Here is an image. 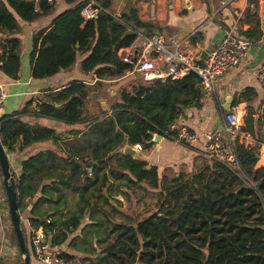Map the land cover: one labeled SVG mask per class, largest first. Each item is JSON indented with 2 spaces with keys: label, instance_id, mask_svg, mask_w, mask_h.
Here are the masks:
<instances>
[{
  "label": "trees",
  "instance_id": "trees-1",
  "mask_svg": "<svg viewBox=\"0 0 264 264\" xmlns=\"http://www.w3.org/2000/svg\"><path fill=\"white\" fill-rule=\"evenodd\" d=\"M65 1L78 6L34 38L33 78L54 77L72 68L80 55H88L81 70L93 72L100 85L131 72L120 60L119 51L132 47L140 31H152V24L142 21L135 9L114 14L110 11L113 0H96L105 12L98 20L86 22L80 13L84 0ZM259 1L249 0L254 9L245 15L251 26V30L242 34L245 41L261 39ZM53 8L50 0H0V35L13 36L5 40L0 56V71L8 78L16 80L21 71V44L15 37L20 31L17 18L33 22L50 14ZM90 92L87 85L75 83L48 95L37 106V115L67 125L87 123L84 109ZM203 97L201 80L195 74L177 81L139 85L132 91L121 90L119 102L110 111L106 109L88 121L90 127L82 136L80 147L74 145L73 152L66 155L48 150L22 162L16 181L20 214L40 192L42 197L31 212L30 223L33 228L44 226L56 246L63 245L72 233L79 231L87 216L93 225L81 231L83 236L89 228L110 224L104 232L114 241L89 264H136L141 250V264H264V167H259L258 158L264 146V110L256 130L255 113L248 108L244 131L253 135L256 144L235 146L239 170L207 160L197 173L160 178L157 167L122 152L127 145L151 149L155 135L173 138L171 126L186 109L202 108ZM0 138L7 154L35 142L51 140L58 145L62 140L54 130L24 124L16 116L0 122ZM74 158L79 159L83 168L71 163ZM87 164L93 166L92 176L84 168ZM114 183L118 189L141 191H147L143 188L146 184L158 191L163 208L137 223L125 214H120L122 223H113L102 205L113 202L109 190ZM65 189L79 196L77 209L64 218L48 216L50 212L60 213ZM44 203L55 207L41 212ZM101 211L106 215L104 220L98 216ZM46 216L53 218L50 225L42 220ZM23 233L34 258L31 235H27L24 226ZM95 234L99 243L109 239L101 237L99 230ZM13 238L18 248L14 230ZM62 259L66 264H76L69 256ZM21 262L24 264L22 256ZM0 264H4L1 258Z\"/></svg>",
  "mask_w": 264,
  "mask_h": 264
},
{
  "label": "crops",
  "instance_id": "crops-1",
  "mask_svg": "<svg viewBox=\"0 0 264 264\" xmlns=\"http://www.w3.org/2000/svg\"><path fill=\"white\" fill-rule=\"evenodd\" d=\"M37 1V0H36ZM54 4L53 11L45 16L36 19L33 22H24L18 19L20 31L15 35L20 40L21 48L19 56L21 59V71L16 80L8 78L0 71V83L4 85L7 100L3 111L0 114V122L5 118L16 116L21 122L30 126H39L54 130L62 137L56 145L53 141L35 142L25 146L23 150L8 154L11 166L18 176L21 175L22 162L38 153L48 150L55 151L61 155L73 152L74 145L80 147L82 136L90 127L88 121L97 118L104 110H111L109 101L106 97H100V110L95 112L93 105L84 109V117L87 123H78L67 125L52 119L38 117V105H42L47 100V96L69 88L75 83H82L89 88L96 86L100 92L109 95L110 100L115 103L119 102L121 90L132 91L139 85L151 86L154 83L145 82L139 74L127 73L123 78L102 81L110 84L109 87L102 88L94 73H84L81 70L82 62L88 55H80L76 64L68 69L60 71L56 76L36 80L33 78L34 61L32 53L34 50L35 36L45 29H50L54 20L70 10H75L78 3L68 4L65 0H50ZM262 36L259 41H245L243 33L251 30V26L246 22V12L252 11L249 0H113L110 11L116 15L128 13L129 10L135 9L142 21L152 24L153 29L150 32L140 31L143 35L158 34L166 44L173 42L183 44V47L191 52L196 59H200L204 54H208L214 48L221 44L228 34H233L245 42L249 47L246 48L248 56L245 62L234 72L226 74L214 82L215 92L210 96H204L201 103L202 108H189L184 111V115L177 122L199 137L196 145H180L173 138H165L155 135L153 138V147L149 150L143 149L142 146H133L137 154L133 159H139L148 163L150 167H157L159 177H171L179 173H186L200 170L199 163L201 159L207 160L203 156L204 136L216 130H221L225 126L226 116L229 112H236L240 118L243 130H245V119L248 115V108L255 113L254 117L263 115V87L259 82V73L264 70V0L259 1ZM10 34L0 35V56L3 53L2 45L7 38H12ZM194 40V43L192 41ZM141 42L136 41L133 46L140 47ZM204 60V59H202ZM2 65L0 64V67ZM94 91H92L93 93ZM91 93V94H92ZM98 98V92H95ZM89 107V109H88ZM249 133V132H248ZM253 137V135H252ZM75 144H74V143ZM256 140L245 145L254 147ZM139 146V147H138ZM19 145L17 146V148ZM124 151V150H123ZM122 151V152H123ZM259 167H264V146L261 149ZM186 171V172H185ZM1 186V185H0ZM147 190V185L143 184ZM2 189V188H1ZM4 190V188H3ZM138 189H118L114 183L111 185L109 194L113 200H118V196L130 193ZM140 191V190H139ZM148 191V190H147ZM146 192V191H145ZM157 191H154L156 193ZM107 193V192H106ZM152 193V192H149ZM125 196V195H124ZM42 197L39 192L37 197L29 204L27 208L28 217L23 218V226L30 237L32 226L30 219L32 210L37 201ZM79 196L74 195L71 191L64 190V201L60 208V213L56 217H67L68 213L74 212L79 205ZM8 205L5 192L3 198L0 197V258L4 264L10 261L6 257V251L13 246L7 238L9 229L4 221L8 219L10 223V214L7 213ZM54 205L44 203L40 206V211L44 212ZM53 212L49 214L52 215ZM48 215V216H50ZM47 219H53L51 217ZM55 218V217H54ZM44 220V219H43ZM93 225L91 219L87 216L79 231L70 235L69 239L61 246H56L62 256L66 255L80 260L82 264H89L90 261L97 259L112 241L99 243L98 238L93 242V252L95 256L87 258L80 252L79 241L83 240L81 231L85 227ZM99 230L102 235V229H88L87 234L96 236ZM105 228L103 229V233ZM57 233L54 231V234ZM52 238V237H51ZM105 238V237H103ZM110 239V238H109ZM78 243V244H77ZM72 248H77L73 253ZM19 252V251H18ZM9 255V254H8ZM17 264V263H13ZM33 264H41L36 261ZM76 264H79L78 262Z\"/></svg>",
  "mask_w": 264,
  "mask_h": 264
},
{
  "label": "built area",
  "instance_id": "built-area-1",
  "mask_svg": "<svg viewBox=\"0 0 264 264\" xmlns=\"http://www.w3.org/2000/svg\"><path fill=\"white\" fill-rule=\"evenodd\" d=\"M104 12L101 4L96 0H84L80 7L81 17L86 22L98 20ZM137 41L141 42L139 48L132 46L119 51L120 60L131 68L132 74H139L148 83L177 81L195 74L201 80L204 96L212 95L215 92V80L236 71L248 56L245 48L248 43L233 34H228L221 44L201 61L185 49L183 44L176 42L166 44L158 34L140 33ZM258 79L263 87L262 109L264 110V70L259 73ZM7 98L5 87L0 83V114ZM225 121L223 129L205 134L203 156L209 161H218L233 170H239L235 146L237 144L245 146L253 141V137L243 130L242 122L236 112H229ZM171 132L175 134L173 140L180 145H196L199 142L197 134L178 123L171 126ZM76 160L79 162L78 158ZM84 168L88 175L92 176L93 166L87 164ZM3 194L0 186V197L3 198ZM46 224L50 225L51 220L48 219ZM30 235L32 253L36 262L66 264L62 259L61 251L53 245L52 234L44 226L32 228Z\"/></svg>",
  "mask_w": 264,
  "mask_h": 264
},
{
  "label": "rangeland",
  "instance_id": "rangeland-1",
  "mask_svg": "<svg viewBox=\"0 0 264 264\" xmlns=\"http://www.w3.org/2000/svg\"><path fill=\"white\" fill-rule=\"evenodd\" d=\"M96 86L91 88V92H90V96H89V100H88V106L93 105L92 107L95 108V112L100 110V100H101L100 97H102V96L108 98L107 100L109 101V107L113 106V102L110 100L109 95L104 94V90H103V93L100 92L101 88L98 89ZM109 86H110V84H106V83L102 82V88L109 87ZM92 91H94V92L92 93ZM95 92H98V94H99L98 98H97V95L95 94ZM88 109H89V107H88ZM206 162H207V160H205L204 158L201 159V161L199 163L200 167L204 166V164H206ZM12 169H13V166H12ZM13 171H14V169H13ZM192 173H197V171L192 172ZM185 174L191 175L189 172H186ZM175 176H177V175H172L171 177L169 176V178H173ZM0 185H1V188L3 190V179H2V177L0 178ZM147 190L148 191H146V192L141 191V190L140 191L138 190V192H137V190H133L130 193L124 194L125 196L120 195V196H118V200H121V201L113 200L111 205H104L103 204L102 205L103 209L107 212L108 215H110V217H111L110 219L113 223L120 224L124 221V219L122 217H120V214H125L127 216H130L131 218H133L135 220V222H137V221L139 222L140 220H142L144 218H147V217H149L155 213H158L163 208V204H160L158 201V199H159L158 191L156 193H154V190H152L148 186H147ZM3 192H4V190H3ZM149 192H152V193H149ZM166 204H168V202H166ZM6 207H7V213H9V206L7 204H6ZM27 213H28L27 210L22 211L21 217H23V218L28 217ZM56 215H58V214L50 215V216H56ZM68 215H69V213H68ZM98 216L102 220H104L106 218V215L103 214V211H101ZM45 218H44V220L42 219L44 222H46ZM9 221H10V223L8 222V219H7L6 221H4V223L9 228L7 230V236H8L7 238L11 241V244L13 246V248H12L13 251H11V246H10V248L6 251V254H7L6 257H4V256H1V257L2 258H9L10 261H6L7 264H13V263L22 264L21 256L18 252V248L16 247L15 243L13 242L14 238H13V227L11 224V219ZM105 227H110V224H107ZM105 227L100 228V229H102L101 237H107V235L103 233V229ZM90 229H94V228H90ZM107 238H110V239H108L109 241L113 240L112 239L113 237H111V236L107 237ZM96 239H97V237L95 235L92 236L91 234L88 233L87 235H85L83 237L82 241H79V244L77 243L78 244L77 246L79 247L80 252H82L87 258L95 256V253L93 252V242L96 241ZM76 249L77 248H72L73 253H75L74 251ZM77 262L79 264L83 263L80 260H78Z\"/></svg>",
  "mask_w": 264,
  "mask_h": 264
},
{
  "label": "water",
  "instance_id": "water-1",
  "mask_svg": "<svg viewBox=\"0 0 264 264\" xmlns=\"http://www.w3.org/2000/svg\"><path fill=\"white\" fill-rule=\"evenodd\" d=\"M248 47L249 45L246 44L245 48H248ZM77 48H79V45L77 46ZM207 55L208 54L206 55L204 54L200 59H198V61L205 59ZM258 122H259V117H256L255 118V129L256 130L258 129ZM123 153L124 155L131 156V157H135L137 154L136 150L130 145H127L124 148ZM258 158H260V156H258ZM71 163L79 168H83V164L80 162H77L75 158L71 160ZM0 167H1V175L3 179L4 192H5L8 206H9L11 224H12L13 230L17 237L18 248H19L20 254L23 258L24 264H33L35 259L32 258L29 246L25 239V236L23 233L22 217L19 212L18 193H17V188H16V181H17L18 175L12 169L9 156L5 148L2 145L1 138H0ZM140 241H141V245H143L142 238H140ZM141 253H142V250L139 252V257L137 259L136 264H141L140 262Z\"/></svg>",
  "mask_w": 264,
  "mask_h": 264
}]
</instances>
